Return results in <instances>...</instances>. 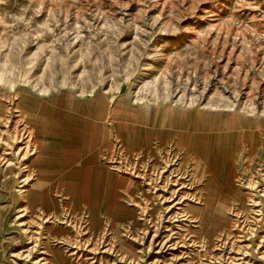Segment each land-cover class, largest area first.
<instances>
[{
	"label": "rangeland",
	"instance_id": "1",
	"mask_svg": "<svg viewBox=\"0 0 264 264\" xmlns=\"http://www.w3.org/2000/svg\"><path fill=\"white\" fill-rule=\"evenodd\" d=\"M0 264H264V0H0Z\"/></svg>",
	"mask_w": 264,
	"mask_h": 264
},
{
	"label": "crops",
	"instance_id": "2",
	"mask_svg": "<svg viewBox=\"0 0 264 264\" xmlns=\"http://www.w3.org/2000/svg\"><path fill=\"white\" fill-rule=\"evenodd\" d=\"M38 104L39 103L37 102V105ZM114 110H115V108H114ZM36 111H37V108H36ZM36 111L33 114H31L32 117L35 116ZM39 112L43 113L44 115H50L53 112V109L43 107L42 109H39ZM168 117H170V115L169 116L165 115V117L161 118V120H157V118L155 116L152 119L151 118L149 119V118L142 117L141 114H138L137 116L134 117L136 127H133V128L126 127L125 124L122 126V124L117 123L116 120H114V124L118 128L120 135L123 136L122 141H124V143L126 145V149L128 151H130L131 153H134V152L140 153L143 150H146V151L152 150V148H154L157 144H167L172 139L176 140V142L178 139V142H180V144H181L182 139L184 137L182 135V131L178 130L176 128V123L171 121V120H168ZM172 118H173V116H172ZM214 120H217V119H214ZM49 122L50 121H48V124H49ZM82 122H83L84 127L88 128V130H86L87 131L86 134L88 136V137H86V140L88 141V145L90 146L95 142H100V139L104 136V132H105L104 127H99V125H96L92 121L83 120ZM37 126H38L37 120H31V119L29 120V127L34 132V134H35L34 129ZM194 127L198 128L197 130H203L202 134L205 133L204 130H210L208 125L206 127H204V121L194 122ZM122 128H123V130H121ZM215 128H216V122L214 121V126L211 129H215ZM124 130H127V132L124 133ZM33 132H32V135H33ZM64 132H66V131H64ZM89 132L90 133L92 132L93 136H90ZM106 132H107V129H106ZM178 132H179V134H178ZM35 137H36V134L33 135V143L34 144H36ZM185 137H186V135H185ZM212 146H213V148L216 147L215 142L212 143ZM97 152H98V150H97ZM45 153H46L45 149L43 150V148H39V154L40 155H43ZM91 154H93V156L95 157V153H91ZM65 159H67L68 161L71 160L70 157H65ZM93 159H86V162H90L91 160L93 161ZM30 165H31L30 169H32V171H33L34 170L32 168L33 162ZM38 173H39V170H38ZM39 179H40V177H39ZM58 181L60 183H62L63 185H66L67 187L72 186V180L69 177L59 178ZM82 195L88 197L86 192H84ZM68 196H69L68 197V203L66 204V206L69 205L70 198L73 199V197L75 196V192L72 194H68ZM31 203H33V202H31ZM88 214H89L90 223H92L93 221H95V222L97 221V219H94V216L92 213L88 212Z\"/></svg>",
	"mask_w": 264,
	"mask_h": 264
},
{
	"label": "bare ground",
	"instance_id": "3",
	"mask_svg": "<svg viewBox=\"0 0 264 264\" xmlns=\"http://www.w3.org/2000/svg\"><path fill=\"white\" fill-rule=\"evenodd\" d=\"M58 259H60V258L58 257ZM58 259H57V260H58ZM58 262H59V260H58ZM61 262H62V260H61Z\"/></svg>",
	"mask_w": 264,
	"mask_h": 264
}]
</instances>
